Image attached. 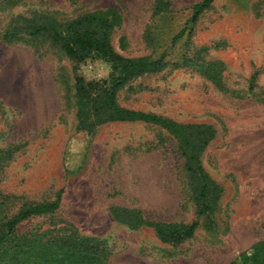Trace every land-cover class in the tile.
Returning a JSON list of instances; mask_svg holds the SVG:
<instances>
[{"label": "rangeland", "instance_id": "374dc122", "mask_svg": "<svg viewBox=\"0 0 264 264\" xmlns=\"http://www.w3.org/2000/svg\"><path fill=\"white\" fill-rule=\"evenodd\" d=\"M159 1L0 0V149L15 151L0 174L7 195L0 209L11 215L62 191L55 212L26 220L19 232L73 225L106 244L109 264H232L264 241V0H214L196 20L201 0H165L161 11ZM110 9L120 20L111 34L118 53L166 63L129 81L119 104L215 132L199 156L222 189L211 217L198 215L186 156L163 127L107 122L93 134L77 130L75 79L109 78L106 59L76 63L48 41L2 37L21 17L63 22ZM139 217L199 218L200 227L173 245L136 225Z\"/></svg>", "mask_w": 264, "mask_h": 264}, {"label": "trees", "instance_id": "16d2710c", "mask_svg": "<svg viewBox=\"0 0 264 264\" xmlns=\"http://www.w3.org/2000/svg\"><path fill=\"white\" fill-rule=\"evenodd\" d=\"M19 1L8 0V3ZM160 1L158 8L161 11L164 9L162 5H167V2ZM213 1L201 0L194 4L192 19L196 20ZM116 14V9H110L107 13H87L63 22L41 14L21 17L19 24L6 30L2 37L7 42L22 36L48 41L76 63L88 58L106 59L113 70L109 78L87 81L78 76L75 79L77 130L93 134L99 125L107 122H144L163 127L179 141L186 156L190 189L198 215L211 217L217 210L222 189L205 171L199 156L214 138L215 132L205 124L180 123L119 104L118 92L129 81L159 72L166 67V63L163 56L127 57L118 53L111 42L113 27L120 22ZM182 34L183 31L175 39ZM206 69V73L211 75V67ZM255 76L256 73L253 79ZM14 152L12 149H0V174ZM0 196L7 198L1 192ZM5 199L3 203H6ZM61 201L62 191H59L54 199L24 203L11 215H2L3 208L0 209V264H109L111 253L106 244L98 238L81 235L73 225L19 232L23 222L55 212ZM129 218L131 214L123 219L129 222ZM209 221L213 223L212 219ZM136 225L152 227L162 242L179 245L194 236L200 221L197 218L190 223L163 222L139 217ZM232 264H264V241L256 243L250 252L239 254Z\"/></svg>", "mask_w": 264, "mask_h": 264}]
</instances>
